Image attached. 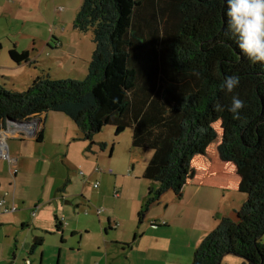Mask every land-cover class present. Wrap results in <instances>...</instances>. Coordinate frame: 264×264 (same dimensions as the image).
I'll use <instances>...</instances> for the list:
<instances>
[{"label":"trees","instance_id":"trees-1","mask_svg":"<svg viewBox=\"0 0 264 264\" xmlns=\"http://www.w3.org/2000/svg\"><path fill=\"white\" fill-rule=\"evenodd\" d=\"M225 12L222 0H82L72 25L92 31L86 76L36 75L22 92L0 86V130L6 118L31 120L47 111L69 116L90 143L105 125L116 135L131 129V145L152 150L142 172L149 186L140 223L165 192L182 196L192 158L215 138L214 123L224 117L220 155L248 167L246 197L233 217L219 218L190 264H226L225 254L240 256V264H264V65L242 54ZM8 55L16 64L33 63L16 45ZM229 75L239 85L226 94L218 85ZM233 95L246 105L240 120L227 111ZM215 104L224 110L215 111Z\"/></svg>","mask_w":264,"mask_h":264},{"label":"rangeland","instance_id":"rangeland-1","mask_svg":"<svg viewBox=\"0 0 264 264\" xmlns=\"http://www.w3.org/2000/svg\"><path fill=\"white\" fill-rule=\"evenodd\" d=\"M81 2L23 0V3L12 4L9 13H0V62L5 63V69L0 72L6 76L0 77L1 87L22 92L30 86L34 76L46 73L55 79L82 80L86 76L94 48L92 31H80L72 25ZM14 44L28 50L29 61L35 60L36 64L17 67L8 55ZM28 79L30 83H26ZM48 115L45 139L43 144L34 146L36 153L27 151L24 143L23 168L13 164L11 172L0 175V193L11 190L15 201L8 197L7 200L17 207L8 212L0 210V263L14 254V264L24 263L26 256L32 259V264H140L142 250L137 248L133 237L143 235L147 228L153 229L147 218L160 210L152 206L139 223L140 200L135 199L133 186L140 185L141 191L144 188L146 180L142 172L152 150L133 147L129 128L116 135L114 126L105 125L90 143L91 140L80 138L81 133L69 116L55 111H48ZM224 125L225 118L220 117L215 124L217 136ZM67 134L75 135L66 139ZM100 142L105 143V148L100 149ZM55 149H59V153L53 154V158L39 157L43 150ZM1 159L8 165L7 159ZM121 174L127 176L122 178L126 195L115 185V176ZM7 178L10 185L5 181ZM94 184L107 191L99 195L100 189ZM114 186H118L122 197L114 198ZM222 190L225 189L213 197L214 206L230 207V210L241 206L246 192ZM184 203H190L188 196ZM101 208L104 210L97 213L96 209ZM177 211L176 205L171 207V217H175ZM55 216L68 223L63 233L53 227ZM108 216L114 219L115 228H108ZM37 220H43L39 227ZM23 221L27 226L22 225ZM34 227L37 229L33 230ZM164 229L179 245L191 236V230L174 227V223L171 228H155ZM38 234L42 242L29 255L28 249ZM116 242H132V246L128 248ZM242 260L236 254L222 257V263L226 264H240Z\"/></svg>","mask_w":264,"mask_h":264},{"label":"crops","instance_id":"crops-1","mask_svg":"<svg viewBox=\"0 0 264 264\" xmlns=\"http://www.w3.org/2000/svg\"><path fill=\"white\" fill-rule=\"evenodd\" d=\"M19 2L23 3V0H0V13H4V14L9 13L13 9L12 4L15 5L16 3ZM16 47L18 48L17 45ZM32 61L33 63L30 65L36 64L35 60ZM26 64L27 63L22 62L17 64V67ZM0 69L2 70L5 69V63L3 61L0 62ZM1 73L2 72H0V77L2 78L6 77L3 76ZM28 80L29 81H27L26 83L28 82L30 83V79ZM36 118H38L39 122L35 124L34 123L30 124L27 127H15L11 129L10 127H7L6 124L5 126L2 127L8 131V133H5V140L3 141L5 142V147H6L5 151H7L10 158L13 159V163L11 164L12 165L17 164L18 168L19 167L23 168L22 158L24 153L23 148H25V145L23 144L24 143L27 144L26 145L27 151H31V152L33 151V153H36V151L33 150L34 146L43 144L44 142L45 124L49 119L48 111L40 113V115ZM216 122L214 123L215 130H216L215 128ZM70 132L73 131L70 129ZM40 133H41V139L38 140V135ZM73 135L75 134H70V136H68L67 134L66 139H68V137L73 138L74 137ZM9 141H11L12 144H10ZM221 141H222V133L220 134V136H217L215 132V138L211 142L205 144L201 148V150L192 158L190 168L183 182L181 197L177 198V196L172 191H167L164 194H162V196L156 203L152 205L158 207L160 210V212L157 213V215L154 214L152 216L151 214L147 218V222L151 223L150 226L153 229L147 228L143 232V235L139 236L135 234L133 237V240L135 241V245L137 246V248L142 250L141 254L143 256L140 257V259H142L143 262H141L140 264L191 263L190 258L194 249L198 246L202 238L210 231V229H212V227L217 225V223L219 222V218L222 216H229V217L234 216L235 211L238 208L235 209L232 208V210H230V207H225L222 209L218 206H214L213 197L217 196L218 191H220L221 189H225L222 191L238 190V191L246 192L245 184L249 175V169H247L248 168L247 166H241L240 168L239 165H237L235 162L231 160H224L221 157L219 151V146L221 144ZM58 151L59 149L57 150L55 149L52 151L43 150L40 153L39 157L42 159L45 158L51 159L54 157L55 154L59 153ZM151 155L152 152L148 154L147 161L149 160ZM1 158L3 157L0 156V175L4 176L8 174V172H11L12 169L9 162L7 161L8 165H6L5 161ZM119 176L118 177L115 176V185L121 187L124 191V195H126L125 185L122 181V178L127 176L124 174H121ZM128 178L132 179V176H129ZM145 180L146 181L144 183V188L142 189V191L140 190V185L133 186L135 188V192L133 193V195L136 200H140V205H141L142 197L146 194L149 186V181L147 179ZM5 181L8 185L11 184L8 178ZM134 182H138V181H134ZM0 184H1V178H0ZM118 186H114V189L118 190L120 195L119 197L114 196V198L122 197V192L120 191V189L116 188ZM97 188L100 189L99 195L107 191V189L101 188V186ZM11 195H12L11 190H6L4 194L0 193V197L4 196L6 201L5 203L9 205L11 203L8 202L9 200H7V197L8 199L12 198L11 200L15 201L14 195L12 196ZM187 196L190 201L189 204L184 203V199ZM175 205L176 207H178V211L175 217H171L169 210L171 209V207H174ZM152 206L149 209H152L153 208ZM101 210L104 209L101 208ZM108 214L109 212L107 211V215ZM54 220L55 221L53 222L54 223L53 227L55 228L57 222L55 218ZM151 221L156 223L155 224L156 226H153ZM42 223L43 220H37L38 227L42 225ZM107 223H108V228L110 227L115 228V222L114 219L111 218V216L107 217ZM173 223H174V227L176 226V227H181V229L191 230V236L189 237V239L184 241L182 245H179L176 242L177 240L173 238L172 234L168 230L166 229L155 230V228H167V227L171 228L173 227ZM26 224L27 222L23 221L22 225L27 226ZM65 225L67 226L68 223L65 222L62 223L61 230H59L60 233H63ZM124 227H125V222H124ZM36 229H37L36 227L33 228V230ZM105 230H107V228ZM37 237H41V236L38 234ZM23 247H25V245H23ZM29 260H30V264H32V259L29 258Z\"/></svg>","mask_w":264,"mask_h":264},{"label":"clouds","instance_id":"clouds-1","mask_svg":"<svg viewBox=\"0 0 264 264\" xmlns=\"http://www.w3.org/2000/svg\"><path fill=\"white\" fill-rule=\"evenodd\" d=\"M226 6L228 31L236 38V43L242 54L252 64L264 65V0H222ZM239 85L236 75L225 76L218 89L226 94L232 93ZM245 102L233 95L227 111L233 120H240ZM215 111H223L219 105H214Z\"/></svg>","mask_w":264,"mask_h":264},{"label":"built area","instance_id":"built-area-1","mask_svg":"<svg viewBox=\"0 0 264 264\" xmlns=\"http://www.w3.org/2000/svg\"><path fill=\"white\" fill-rule=\"evenodd\" d=\"M5 133H8V131L6 129H4L3 131H0V156L3 158H6L7 161L9 162L10 166H11L12 165L11 163H13V159L10 158L7 151H5V148H6L5 142H3L5 140ZM110 172H111V170H110ZM94 187H97V184H94ZM113 195L115 197H119L120 193L118 190H114ZM4 196L0 197V210H1V212H8V211L15 210L16 207L13 203L11 205L5 203L6 201H5ZM100 211H101V209H96L97 213H99ZM61 222L64 223L63 219H61Z\"/></svg>","mask_w":264,"mask_h":264},{"label":"water","instance_id":"water-1","mask_svg":"<svg viewBox=\"0 0 264 264\" xmlns=\"http://www.w3.org/2000/svg\"><path fill=\"white\" fill-rule=\"evenodd\" d=\"M38 118H33L31 120H15L11 118H6L5 124L7 127L15 128V127H27L30 124L37 123ZM5 128H1V131H3ZM153 226H156L153 224Z\"/></svg>","mask_w":264,"mask_h":264},{"label":"flooded vegetation","instance_id":"flooded-vegetation-1","mask_svg":"<svg viewBox=\"0 0 264 264\" xmlns=\"http://www.w3.org/2000/svg\"><path fill=\"white\" fill-rule=\"evenodd\" d=\"M33 250H34V248L32 249L31 246H30L29 249H28V254L30 255L33 252ZM26 257L24 258V263H20V264H30L29 257H28V259ZM14 258H15V256L13 254L12 258L7 257L6 261L3 262V263H0V264H14Z\"/></svg>","mask_w":264,"mask_h":264}]
</instances>
